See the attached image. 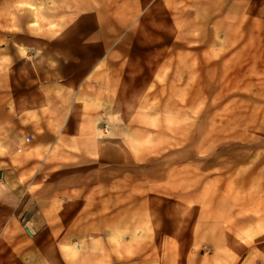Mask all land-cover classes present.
<instances>
[{"label":"rangeland","instance_id":"1","mask_svg":"<svg viewBox=\"0 0 264 264\" xmlns=\"http://www.w3.org/2000/svg\"><path fill=\"white\" fill-rule=\"evenodd\" d=\"M88 6L97 64L5 67L0 264H264V0H0V47Z\"/></svg>","mask_w":264,"mask_h":264},{"label":"crops","instance_id":"2","mask_svg":"<svg viewBox=\"0 0 264 264\" xmlns=\"http://www.w3.org/2000/svg\"><path fill=\"white\" fill-rule=\"evenodd\" d=\"M87 10L89 11L59 19L58 22L53 21V28L50 30L45 29V26L40 27L43 31H39L37 35L30 32L20 34L19 31L13 33L10 41L0 47V90H4L5 77L7 81L5 67L9 65L13 73L16 72L14 67H17L18 72L21 48L35 52L38 46L39 50L48 51V58L59 67L97 64L106 48L105 39L100 35L99 18L102 15H97L89 6ZM10 118L9 112L5 111L3 93L0 92V129L4 128V123Z\"/></svg>","mask_w":264,"mask_h":264},{"label":"built area","instance_id":"3","mask_svg":"<svg viewBox=\"0 0 264 264\" xmlns=\"http://www.w3.org/2000/svg\"><path fill=\"white\" fill-rule=\"evenodd\" d=\"M30 233V232H29Z\"/></svg>","mask_w":264,"mask_h":264}]
</instances>
